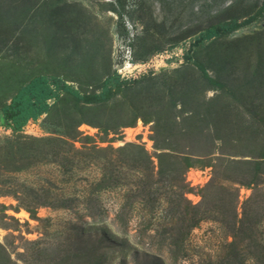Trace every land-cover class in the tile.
Here are the masks:
<instances>
[{
    "label": "rangeland",
    "instance_id": "obj_1",
    "mask_svg": "<svg viewBox=\"0 0 264 264\" xmlns=\"http://www.w3.org/2000/svg\"><path fill=\"white\" fill-rule=\"evenodd\" d=\"M34 76L109 99L0 123V264H264V0H0V108Z\"/></svg>",
    "mask_w": 264,
    "mask_h": 264
},
{
    "label": "trees",
    "instance_id": "obj_2",
    "mask_svg": "<svg viewBox=\"0 0 264 264\" xmlns=\"http://www.w3.org/2000/svg\"><path fill=\"white\" fill-rule=\"evenodd\" d=\"M233 27L232 24L223 25L219 30L228 31ZM217 31L207 30L204 38L208 39L215 36ZM57 92H63L83 103L90 104L105 103L109 99L107 89H103L98 95L82 96L58 78L34 76L21 85L10 97L7 104L0 108V123L12 133L20 131L28 121H36L42 114L48 112L50 105L47 104V101L54 98ZM136 153L138 162L135 163L138 164L133 168L135 172H138L142 163L146 165L150 163L143 151L136 148ZM186 167L182 166V170ZM101 233L105 238L110 237L108 230L103 229Z\"/></svg>",
    "mask_w": 264,
    "mask_h": 264
},
{
    "label": "built area",
    "instance_id": "obj_3",
    "mask_svg": "<svg viewBox=\"0 0 264 264\" xmlns=\"http://www.w3.org/2000/svg\"><path fill=\"white\" fill-rule=\"evenodd\" d=\"M135 67V66H134ZM134 67L132 69H134ZM132 69H130L128 72H130ZM33 122L32 121H28L26 124H32ZM4 128V127H3ZM25 129V127H23ZM8 131H10L9 129L7 128H4ZM11 132V131H10ZM194 172V171H193ZM189 173H190V170L186 173V180L190 183V186H195L197 184H199V182H193V180L191 178H189ZM199 173L202 175L203 178H205V181L208 179L209 177V173H207L206 170H203V171H199Z\"/></svg>",
    "mask_w": 264,
    "mask_h": 264
},
{
    "label": "bare ground",
    "instance_id": "obj_4",
    "mask_svg": "<svg viewBox=\"0 0 264 264\" xmlns=\"http://www.w3.org/2000/svg\"><path fill=\"white\" fill-rule=\"evenodd\" d=\"M22 216V217H26L22 212L21 213H19V216Z\"/></svg>",
    "mask_w": 264,
    "mask_h": 264
}]
</instances>
